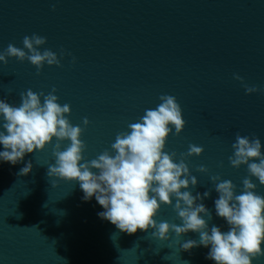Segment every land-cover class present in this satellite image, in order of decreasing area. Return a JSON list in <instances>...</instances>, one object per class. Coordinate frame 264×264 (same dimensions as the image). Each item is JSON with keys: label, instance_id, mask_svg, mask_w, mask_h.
Returning a JSON list of instances; mask_svg holds the SVG:
<instances>
[{"label": "water", "instance_id": "95a60500", "mask_svg": "<svg viewBox=\"0 0 264 264\" xmlns=\"http://www.w3.org/2000/svg\"><path fill=\"white\" fill-rule=\"evenodd\" d=\"M33 33L58 56L65 51L63 67L45 64L38 75L29 61L9 57L0 63V99L19 105L28 89L56 88L61 105L71 106L73 125L90 121L82 140L91 160L161 95L174 96L186 127L180 136L173 130L166 150L203 147L202 156L187 161L199 180L192 192H211L203 201L213 216L209 226L226 231L215 215L211 176L231 180L239 193L249 172L229 162L236 135L264 145V0H0V53L9 44L23 49ZM236 75L262 91L249 95ZM53 148L16 165L0 162V264H215L203 246L181 248L198 233H172L168 241L155 239L152 229L127 234L98 216L104 209L95 198L82 200L79 182L53 186ZM29 160L31 173L21 175ZM201 165L208 174L197 171ZM254 182L264 196V185ZM157 219L181 222L167 205Z\"/></svg>", "mask_w": 264, "mask_h": 264}, {"label": "clouds", "instance_id": "9594fccd", "mask_svg": "<svg viewBox=\"0 0 264 264\" xmlns=\"http://www.w3.org/2000/svg\"><path fill=\"white\" fill-rule=\"evenodd\" d=\"M46 44V37L36 33L25 36L24 48L9 44L0 53V63L7 65L9 57L20 62L27 60L38 69V75L45 64L63 67L61 57L65 51L61 50L58 56L44 48ZM72 62L76 63L74 57ZM235 79L241 81L249 95L262 91L245 84L239 75ZM57 91L53 88L48 93H36L28 89L20 94L19 105L0 99V162L16 165L27 154L44 152L54 144V163L47 166L53 186L58 180L79 182L82 200L90 202L95 198L104 209L98 216L121 232L135 234L152 229L151 235L160 241H168L172 233L177 239L189 232L198 233V240H184L181 248L190 251L203 246L208 249L206 259L215 264H254L264 257V196L258 194L254 182L255 179L264 185V145L259 137L237 134L232 144L231 166H246L249 172L239 193L231 180L211 176L218 194L214 200L215 215L226 222L225 231L215 224L209 226L213 216L203 201L211 192H192L199 180L187 161L202 156L203 147L190 144L188 151L179 155L166 150L173 130L180 136L186 127L182 108L174 96L161 95L155 108L145 109L135 123L128 124L127 131L116 135L110 150L85 160L87 145L82 136L90 121L84 118V128L73 125L67 118L71 106L61 105ZM32 168L29 160L20 174L28 175ZM197 171L209 173L203 165ZM165 205L174 208L179 224L158 221Z\"/></svg>", "mask_w": 264, "mask_h": 264}]
</instances>
